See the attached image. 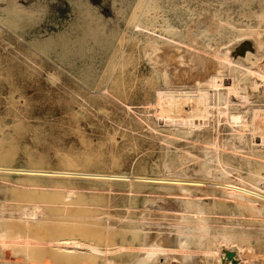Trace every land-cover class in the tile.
<instances>
[{
    "label": "rangeland",
    "instance_id": "rangeland-1",
    "mask_svg": "<svg viewBox=\"0 0 264 264\" xmlns=\"http://www.w3.org/2000/svg\"><path fill=\"white\" fill-rule=\"evenodd\" d=\"M261 15L258 0H0V241L7 264H100L105 255L133 264L146 235L164 241L195 224L193 201L203 205L212 233L226 232L264 264V147L248 131L246 142L233 139L229 118L264 109V90L240 80L250 91L248 108L235 98L229 110L215 105L202 129L166 126L152 104L167 85L149 50L152 43L179 50L191 69L200 66L193 75L208 76L228 31L264 30ZM240 192L262 208L230 195ZM198 237L188 240L186 264H218L208 253L214 237ZM70 249L75 258L61 255Z\"/></svg>",
    "mask_w": 264,
    "mask_h": 264
},
{
    "label": "bare ground",
    "instance_id": "bare-ground-1",
    "mask_svg": "<svg viewBox=\"0 0 264 264\" xmlns=\"http://www.w3.org/2000/svg\"><path fill=\"white\" fill-rule=\"evenodd\" d=\"M258 1L260 4V7L262 8V10H264V0H258ZM262 16L263 15H261V17ZM225 18H227V17H225ZM263 19H264V17H262V19L260 21H263ZM202 21H204V20H202ZM222 21L225 22V20H223V19H222ZM206 22H208V21H206ZM137 23H139V22H137ZM218 25L220 26V24H218ZM225 25H226V23H225ZM205 26H206V24H205ZM232 27L233 26L229 23L228 29L230 30V29H232ZM217 28H219V27H217ZM141 29H143V28L141 27ZM177 29H180V28H177ZM219 29H217V30L219 31ZM191 31H192V29L188 32H191ZM206 31H208V30H206ZM214 31H215V29H214ZM148 32H149V30H148ZM228 32L229 33L226 34L227 39L225 41H223L221 43V45L218 43L219 45L216 49H214V51H213V48L211 50L214 52L213 57H215V59H216V66H214L215 69H213L211 67L213 70L210 68L211 71H210V73H208V76H205V75L199 76V74L201 73L200 71L198 72L199 74H194V75L192 74L193 68L191 69V67L189 66L191 64L188 65L187 60H186L185 56L183 55L185 53L182 54V53H180L181 51L178 50V49H180V47L182 45H180V47L176 46V48L178 50L177 52L173 51V49H171L172 50L171 51L168 48H165V46L162 47V45H160L161 46L160 47V46H158L159 44H155V43H152L150 45V47L148 46L149 50L151 52V55H150L151 61L153 60L155 65H156V67L155 66H153V67L156 68V71L161 75L164 83L167 85V86H165L164 91H159L158 93H156L157 95L154 93L156 95V98H155V102L153 103L154 105L152 104V106H154V109H155L154 111L156 112L158 118H160L163 121V123H165L166 126H171L173 128H177L178 130L181 129V130H189V131H195V130L202 129L206 125H208V122L211 118V114L213 112H215L214 111L215 105L218 106L219 104H221V106L219 105V107H222L223 106L222 104H224L225 109L219 108V110H218L219 112H221L222 110H229L230 106L236 102L235 98H237L241 101V105L243 104L244 107L248 108L249 103L251 102L250 91L248 92L246 90L244 91L241 89V86L239 84L240 80L250 79V81H252V85L250 87V90H251V88L253 90L258 89L259 91L264 90V30L260 27V25H258V27L247 25L244 28L238 29L236 32H233V33H231V31H228ZM152 36H154V35H152ZM166 38L168 39L167 36H166ZM171 39L174 40V42L177 40L176 38H171ZM188 39H186V40H188ZM207 40H209V39H207ZM174 42H168V43L174 44ZM176 42H178V41H176ZM149 44H150V41H149ZM190 45H192V44H190ZM169 46L170 45H168V47ZM144 47H146V46H144ZM172 47H173V45H171V48ZM183 47H184V45H183ZM193 48H195V47H193ZM159 49L160 50L162 49V50L159 51ZM198 49H199V46H198ZM142 51H144V50H142ZM188 55L190 56V54H188ZM203 55H201V57L205 58L204 57L205 55L204 56ZM147 57H149V56H147ZM148 59L150 62V58H148ZM190 62H191V60H190ZM195 62H193V65L195 64ZM196 64H197V62H196ZM198 65H200V64H197L196 67H198ZM206 67H208V66H206ZM203 68H204V66H203ZM198 69L201 70L200 66H199V68H197L195 70L197 71ZM195 70L193 69L194 72H196ZM140 71H142V70H140ZM190 71H191V73H190ZM204 72H206V71H202V73H204ZM200 75H202V74H200ZM211 90H213V91L211 92ZM127 108H129V107H127ZM263 110L264 109L260 108V106H259V107L252 108L251 114H247L248 110H246V111L245 110H237V111L229 112V118H230V120L234 126V133H233L234 135L232 136V138L238 139L239 141L245 140V142H246L247 140L245 139L246 138L245 134H246V131H248L251 133L253 145L264 147V111ZM227 113H228L227 111L225 113L222 112V114H227ZM216 125H217V123H216ZM213 127H216V126H213ZM216 128H213V129L216 130ZM218 135H220L219 132L217 133V137H218ZM203 137L204 136H202L201 138H203ZM210 137H212V136H210ZM217 137H216V140H214V142H212V144H213L212 146L216 147V148L218 146L220 147V145H221L219 140H217ZM210 140H212V139L210 138ZM229 143L230 142H226V143L224 142L222 144H224V146H227L225 144H229ZM227 147H229V146H227ZM238 147L239 146H237L235 144L233 146H231V148L233 150H235L236 153L240 150ZM220 152H222V151H220ZM259 156L261 158V159L260 158L259 159L261 160L262 165H264V154H260ZM217 158L219 159V157H217ZM201 159H203V158H201ZM227 173H229V172H227ZM174 190H173V193L175 194L176 192H174ZM259 190H260V188H259ZM250 192H252V191H250ZM189 195H190V193L188 194V196ZM230 195L233 198L234 197L237 198V200H238V198L239 199H245L246 201H248L247 203H249L250 207H252V208L258 207L260 210L261 205L253 196H251V194H247V196H246L245 193L240 192L236 195L233 193H230ZM195 196H199V194L195 195ZM189 198H191V197L189 196ZM188 200H189L188 202L189 203L191 202V204H192L193 200H191V199H188ZM198 200L200 201V199H198ZM193 202H195V204L194 203L193 204L196 206V208H195L196 212L194 215L195 216V224L193 226H186L185 225L183 227H180L177 232L170 233V234L168 233L169 235L166 233V235L163 236L164 241L161 238L160 239L158 238L159 241H157V239H154V237H155V236H153L154 234H149L148 236L146 235L148 240L147 239L144 240L140 245L137 246L138 255H137L136 259L134 258L135 262L133 264H173V262H172L173 260H179L180 264H186V262L184 261L185 260L184 258L186 256H188L189 252H190L189 246L187 245L188 240L191 237H197V236H199L198 238L201 237L200 240L205 238V237H211V238L214 237L213 238L214 244H213V246L211 245L212 247H210L208 249V253L217 259L218 264H248L250 262H251V264L252 263L256 264L257 255L251 247L249 248V247H247V246L245 247L241 244L233 243L232 236L227 234L224 231H220L216 234L212 233L211 226L209 223L210 219L203 213V210L201 208L203 205L201 206L200 202H198V201L197 202L193 201ZM189 206H190V204H189ZM34 208H35V210L40 209V207L38 205H35ZM261 208H262V206H261ZM27 209H28V207H27ZM30 210H32V209H30ZM24 212H27V211L24 210ZM37 213H38V211H37ZM37 213H35V214H37ZM32 214L33 213H31V211H30L29 215L32 216ZM181 214H182V212H181ZM185 215L186 214H184L183 217ZM31 216H27V217H31ZM179 217L181 218V216H179ZM183 217L181 218L182 220L184 219ZM31 218H34V217H31ZM70 219H71V217H70ZM3 220H4V217H3ZM64 223H67V222H64ZM64 223H62V224H64ZM190 224H191V222H190ZM158 233L159 232H157V234ZM63 239H66V238H63ZM160 240H162V242ZM198 241H199V239H198ZM80 244H79L78 248H82L84 250L88 249L86 244H85L86 246L83 244H81V245ZM6 246L7 245L5 242L0 241V253H1L0 255L1 256L3 255V257L5 256V254H7L6 253V251H7ZM76 249L66 250L61 255L64 257H68V258H75L74 256L78 255L75 252ZM107 250H108V248L105 249V251L103 252L104 253L103 255L107 254ZM191 255H193V254H191ZM1 256H0V258H1ZM6 257H4L5 261H6L5 264L8 263V257H9L8 254L6 255ZM233 259H235L236 261L233 262ZM69 260L72 261L71 259H69ZM186 261H187V257H186ZM2 262H4V260ZM101 262L102 263H100V264H115V261L112 258H109L107 255L103 256ZM9 264H12V262H10ZM187 264H189V263L187 262Z\"/></svg>",
    "mask_w": 264,
    "mask_h": 264
},
{
    "label": "water",
    "instance_id": "water-1",
    "mask_svg": "<svg viewBox=\"0 0 264 264\" xmlns=\"http://www.w3.org/2000/svg\"><path fill=\"white\" fill-rule=\"evenodd\" d=\"M236 260L235 259H233V262H235Z\"/></svg>",
    "mask_w": 264,
    "mask_h": 264
}]
</instances>
